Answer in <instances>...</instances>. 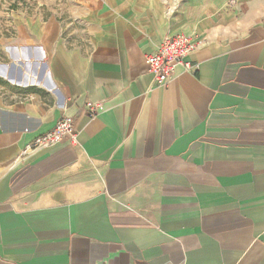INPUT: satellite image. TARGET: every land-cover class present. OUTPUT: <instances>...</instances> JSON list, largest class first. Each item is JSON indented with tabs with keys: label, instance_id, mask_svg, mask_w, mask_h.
I'll use <instances>...</instances> for the list:
<instances>
[{
	"label": "crops",
	"instance_id": "obj_1",
	"mask_svg": "<svg viewBox=\"0 0 264 264\" xmlns=\"http://www.w3.org/2000/svg\"><path fill=\"white\" fill-rule=\"evenodd\" d=\"M11 18L0 264H264V0ZM174 35L195 44L192 68L157 88L146 56ZM63 116L75 145L16 161Z\"/></svg>",
	"mask_w": 264,
	"mask_h": 264
},
{
	"label": "built area",
	"instance_id": "obj_2",
	"mask_svg": "<svg viewBox=\"0 0 264 264\" xmlns=\"http://www.w3.org/2000/svg\"><path fill=\"white\" fill-rule=\"evenodd\" d=\"M194 51L195 44L187 36L165 37L155 51L146 56L148 72L153 76L156 87L161 89L167 87L173 77L174 68L178 65H181L185 72H189L192 65L186 59ZM84 111L89 119L95 117V109L92 103H86ZM76 136L72 118L60 117L50 131L39 135L31 143L25 145L19 151L16 161L20 162L25 159L29 152L48 150L63 142L75 145Z\"/></svg>",
	"mask_w": 264,
	"mask_h": 264
},
{
	"label": "rangeland",
	"instance_id": "obj_3",
	"mask_svg": "<svg viewBox=\"0 0 264 264\" xmlns=\"http://www.w3.org/2000/svg\"><path fill=\"white\" fill-rule=\"evenodd\" d=\"M102 0H0V94L7 91L4 79L3 65L5 57L2 49V40L10 32L11 20L14 15L35 18L36 20L55 19L58 22L69 24L76 17L88 9L94 8Z\"/></svg>",
	"mask_w": 264,
	"mask_h": 264
}]
</instances>
